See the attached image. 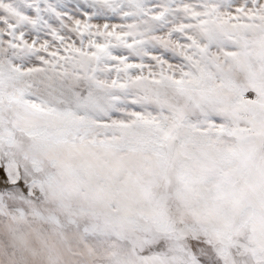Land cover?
<instances>
[{
  "label": "snow or ice",
  "instance_id": "1",
  "mask_svg": "<svg viewBox=\"0 0 264 264\" xmlns=\"http://www.w3.org/2000/svg\"><path fill=\"white\" fill-rule=\"evenodd\" d=\"M0 264H264V0H0Z\"/></svg>",
  "mask_w": 264,
  "mask_h": 264
}]
</instances>
